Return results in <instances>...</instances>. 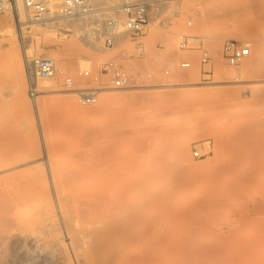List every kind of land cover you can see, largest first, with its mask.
Instances as JSON below:
<instances>
[{
    "label": "rangeland",
    "instance_id": "374dc122",
    "mask_svg": "<svg viewBox=\"0 0 264 264\" xmlns=\"http://www.w3.org/2000/svg\"><path fill=\"white\" fill-rule=\"evenodd\" d=\"M207 6L212 17L205 25L202 13ZM24 20L20 24L13 15L19 35L16 48L7 29L0 28L3 52H10L14 57L20 54L24 59L27 53L53 58L58 71L49 80L51 87H40L32 97L27 65L24 63L26 90L22 92L23 80L13 75L0 54V183L25 191L29 197L15 213L22 233L34 229L38 211L53 215L58 232L62 222L57 212L56 184L72 161L82 158L80 153L92 147L81 146L74 131L79 117L71 107L73 100L82 107H103L105 111L88 118L90 125L110 124L120 132L115 133L117 137L123 135L122 131H129L126 137L146 141L151 149L165 144H171L175 150L184 147L187 156L198 167L204 166L207 173L223 165L229 159V148L240 142L237 128L240 121L255 123L262 131L257 142L264 144V0H170L142 36L128 38L124 49L114 50L89 48L84 35L57 33L51 25ZM254 26L261 33L251 32ZM80 27L74 24L71 28ZM181 35L189 36L195 47L183 48ZM173 36L177 49L171 52L167 42ZM233 39L251 43L250 53L236 66L223 53L225 42ZM199 42L210 53L209 63L203 62ZM257 53L255 66L247 70L246 63ZM112 58L118 59L119 66L129 73L130 86L115 88L112 75L102 72ZM85 60L90 61L88 65H82ZM187 62L189 67L182 66ZM218 64L223 68H218ZM85 71L92 76H85ZM192 72L193 77L189 75L181 80L184 74ZM68 77L73 79L72 85L67 84ZM237 77L239 80H235ZM94 87L103 88L97 102H82L76 90ZM222 93L226 94L225 98L221 97ZM109 96L112 101L105 103ZM37 103L42 110H30ZM214 111H222L221 116L204 114ZM193 113H201V120H194ZM50 119L55 121L53 126ZM176 131L179 136L170 137ZM123 140L126 139H119ZM173 162V158H168L160 165L170 166ZM199 195V189L191 190L187 197ZM250 197L254 202L249 207L251 216H264L263 189L254 188ZM220 215L214 226L235 228L237 210L229 209ZM29 251L28 245L18 246L19 259L15 258V264H37Z\"/></svg>",
    "mask_w": 264,
    "mask_h": 264
},
{
    "label": "bare ground",
    "instance_id": "6f19581e",
    "mask_svg": "<svg viewBox=\"0 0 264 264\" xmlns=\"http://www.w3.org/2000/svg\"><path fill=\"white\" fill-rule=\"evenodd\" d=\"M207 7L202 10L205 25L212 17ZM18 15L26 21L22 4ZM0 16V28L7 29L15 47L19 35L13 13ZM75 29L73 33L86 36L84 28ZM251 29L261 33L257 26ZM87 38L92 48H98L91 35ZM167 46L171 52L177 49L174 36L169 37ZM3 49L0 45L3 63L23 80L21 90L25 92L24 63L32 72L39 57L30 53L25 59L20 54L14 57ZM258 57L257 53L249 58L247 70H252ZM89 62L82 61V65ZM218 68L222 69V64ZM189 75L194 73L184 74L181 80ZM49 80L39 79L38 89H49ZM111 101L112 97L105 98V103ZM71 103L79 117L74 131L81 146L92 147L72 161L56 184L62 228L57 232L53 215L38 211L34 229L25 234L19 231L16 208L29 197L25 191L0 183V264L17 263V248L25 245L30 246L28 254L37 264H264V216L252 217L249 211L254 203L251 191L261 187L264 195V144L257 142L262 131L255 123H238L240 142L229 148V159L223 165L207 173L204 166L198 167L187 156L184 147L175 150L165 144L151 149L146 141L126 137L129 131L117 137L115 133L120 132L110 124L92 126L87 121L105 111L103 107H82L75 100ZM39 104L30 110H42ZM221 113L204 112L215 118ZM191 116L201 120V113ZM49 122L52 126L55 123L54 119ZM175 136L179 132L170 135ZM123 138L126 140L119 141ZM168 158L174 159L173 164L163 165ZM198 189L201 195L187 197L189 191ZM229 209L238 211L235 228L214 226L217 216ZM256 209H260L258 205Z\"/></svg>",
    "mask_w": 264,
    "mask_h": 264
},
{
    "label": "built area",
    "instance_id": "2783aa9c",
    "mask_svg": "<svg viewBox=\"0 0 264 264\" xmlns=\"http://www.w3.org/2000/svg\"><path fill=\"white\" fill-rule=\"evenodd\" d=\"M170 0H0V15L11 11L20 24L21 4L30 22L47 23L57 33H71L74 24L84 28V41L89 48L87 36L91 35L95 43L103 50H114L124 46L126 38L137 39L142 36L154 19L161 16L162 9ZM18 15V16H17ZM191 23V22H189ZM181 46L185 49L195 47L192 39L181 35ZM203 62L211 61L209 51L199 42ZM251 51V43L239 40H228L223 46V53L233 66L241 64ZM118 59L112 58L105 63L102 72L112 75V86L126 88L131 84L129 73L119 66ZM182 66L189 67L190 63ZM58 67L55 59L39 57L34 69L29 71L30 93L38 94L39 79H50L57 75ZM85 76H92L89 71ZM97 80L98 76L95 77ZM72 85L73 79L67 78ZM102 87L79 88L76 93L84 103H95ZM198 155V153H197Z\"/></svg>",
    "mask_w": 264,
    "mask_h": 264
}]
</instances>
